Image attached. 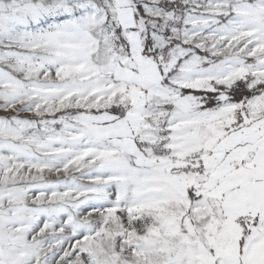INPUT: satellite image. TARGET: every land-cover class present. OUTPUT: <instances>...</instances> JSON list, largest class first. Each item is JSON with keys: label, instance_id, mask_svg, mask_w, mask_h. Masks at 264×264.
Returning a JSON list of instances; mask_svg holds the SVG:
<instances>
[{"label": "snow or ice", "instance_id": "6c2138e0", "mask_svg": "<svg viewBox=\"0 0 264 264\" xmlns=\"http://www.w3.org/2000/svg\"><path fill=\"white\" fill-rule=\"evenodd\" d=\"M0 264H264V0H0Z\"/></svg>", "mask_w": 264, "mask_h": 264}]
</instances>
